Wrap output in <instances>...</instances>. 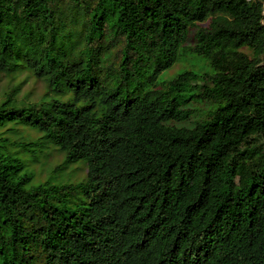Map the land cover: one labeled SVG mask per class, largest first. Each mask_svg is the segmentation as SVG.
Wrapping results in <instances>:
<instances>
[{"label":"trees","instance_id":"trees-1","mask_svg":"<svg viewBox=\"0 0 264 264\" xmlns=\"http://www.w3.org/2000/svg\"><path fill=\"white\" fill-rule=\"evenodd\" d=\"M105 1L0 0V74L45 84L0 99V264H264V0ZM9 122L86 177L33 183Z\"/></svg>","mask_w":264,"mask_h":264},{"label":"rangeland","instance_id":"rangeland-1","mask_svg":"<svg viewBox=\"0 0 264 264\" xmlns=\"http://www.w3.org/2000/svg\"><path fill=\"white\" fill-rule=\"evenodd\" d=\"M118 12L119 6L115 1L106 0L103 8L101 24L111 26L115 22ZM190 42L191 40L189 39L186 45ZM186 45L184 46L187 48ZM206 65L207 63L202 57L191 53L188 49L182 47L180 48L173 64L164 69L160 73V77H170L184 68H193L200 71L201 69L206 68ZM24 78L26 79L23 81L16 98L21 99L25 96L26 99L34 100L44 92L45 84L43 80L37 79L32 75L21 74L18 78L12 80L1 73L0 99L5 89L10 87L15 81ZM6 126V134L14 137V147L16 149L18 147L21 148L19 154L26 160V169L33 173V183L44 181L57 184L77 182L86 177V165L82 159L65 163L64 153L59 149L58 145L50 141L42 144L41 141L44 137L40 138L41 133L39 131L14 122H9ZM17 132L21 133L19 136L23 135L21 139L18 138ZM53 137V134L48 135V139L52 138V140H56ZM23 141L26 142V144H24Z\"/></svg>","mask_w":264,"mask_h":264}]
</instances>
